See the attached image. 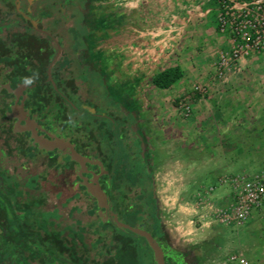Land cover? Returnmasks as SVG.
Masks as SVG:
<instances>
[{"label": "flooded vegetation", "instance_id": "af4514ba", "mask_svg": "<svg viewBox=\"0 0 264 264\" xmlns=\"http://www.w3.org/2000/svg\"><path fill=\"white\" fill-rule=\"evenodd\" d=\"M94 1L0 0V264H142L135 237L123 231L139 234L111 219L123 209L114 198L143 197L145 187L135 181L111 185L108 144L112 122L123 130L134 117L139 144L146 132L138 110L113 104L106 67L113 51L94 42ZM55 140L63 142L48 147ZM70 144L91 160L86 166L73 157ZM83 177H97L106 192V219ZM82 198L99 220L68 223ZM158 207L156 201L152 213L147 204L139 210L130 205L126 211L135 223L128 224L152 233L166 264H194L154 232L151 216H160ZM88 223L98 230H83ZM92 231L98 236L87 241ZM149 263L158 264L154 253Z\"/></svg>", "mask_w": 264, "mask_h": 264}, {"label": "crops", "instance_id": "0c3cea01", "mask_svg": "<svg viewBox=\"0 0 264 264\" xmlns=\"http://www.w3.org/2000/svg\"><path fill=\"white\" fill-rule=\"evenodd\" d=\"M118 1H94V42L113 51L106 64L113 104L119 107L120 103L126 111L138 110L146 132L143 141H148L152 129L155 138L171 145L161 149L174 153L187 168V183L177 195L191 197L176 206V224L163 223L179 251L189 253L185 244L209 233L216 223L201 217L202 212L195 207L196 191L217 174L232 173L243 166L242 170L250 171L252 166L264 164V50L243 58L219 78L215 63L220 50L229 44L217 30V1ZM200 7L203 11L192 14L186 22L192 10ZM120 16L129 22L125 31V22L120 25L115 21ZM135 19L144 22V30L130 24ZM161 21L174 22L178 28L186 22V27L173 32L157 26ZM145 30L148 33L140 34ZM176 65L184 71L176 83L169 88L153 83L155 73ZM198 83H207L209 91L192 97V113L186 117L179 102ZM198 181L206 183L199 187ZM163 191L166 189L159 190ZM215 197L218 203H226L229 188L220 187ZM238 241L250 259L264 263V238L246 243L240 236Z\"/></svg>", "mask_w": 264, "mask_h": 264}, {"label": "rangeland", "instance_id": "374dc122", "mask_svg": "<svg viewBox=\"0 0 264 264\" xmlns=\"http://www.w3.org/2000/svg\"><path fill=\"white\" fill-rule=\"evenodd\" d=\"M125 1L126 0H119L118 2L123 3ZM118 6L122 5L119 4ZM202 11L203 8L200 7L198 9L192 10L190 15H194V13ZM135 20L136 21H132L130 24L139 30H144V22H139L138 19ZM153 24V21H151L150 27H153ZM128 25L129 22L126 19L124 25L122 26V31L127 30L126 28ZM170 25L175 24L171 21H161V23L157 24V26L162 27L163 29H168ZM111 113L114 115L119 114L117 112ZM96 120L100 122L101 118H97ZM133 125H138V122L134 117L129 118L128 122L125 123L123 130H120L119 127L115 128L113 122L111 123V133L113 134L111 135V138L109 137L110 140L108 144V167L114 172L108 177L110 180H112L111 185L118 187V185L121 183H130L131 181L140 182V184H143L145 187V192L142 199L145 201L144 203L149 206L152 213L154 211V201L150 200L149 197L151 194H153L152 190L153 186H155V199L159 206V215L162 223L169 221L172 224H176L174 220V217H176V206H178L180 203H184L191 197L188 195L185 197L177 195V190L184 187L187 183V168L184 164L182 165L180 162H178L177 157L173 155L174 153H171V151L165 152V150L163 151L161 149V146H165L167 148V146L171 145L169 142H162L161 139L155 138L156 135L154 132H152V129L149 133L150 142L142 140L141 144H139L138 138H140V135ZM140 125L145 129V126L142 122ZM101 146L104 147L105 144L103 143ZM156 150L157 154L155 155ZM252 167L253 168L250 170L251 172L264 170V164ZM242 168H237L233 170L232 173L244 171ZM152 174L154 177V183L152 180ZM196 183H198L200 187L202 181H198ZM204 183L206 182H203L202 184ZM161 189H166V191L161 193L159 192ZM84 199L85 198L78 199V212L73 211L70 213L71 216L69 215L70 217H67L68 223L75 218H78V221H82L84 223L89 220H99L95 209L89 211ZM139 199L141 198L137 196H125L124 202L122 203L123 209H127L130 205L135 206V203L142 202V199ZM73 204L74 201L68 202L66 208L67 213H69L71 205ZM118 210L121 221L131 224L135 223L134 220L124 217L121 209ZM93 225L95 229L98 230V224L96 225L89 223L85 224L82 229L86 230L89 227H93ZM123 232L129 236L135 237V251L137 254H139L142 264H151L149 262H151L154 252L148 242L142 236L136 234L134 235L129 230H125ZM97 236L98 234L94 232L92 234H87L86 239L89 241L96 238ZM240 236L241 239H243L246 243L249 239H255L259 242H262V238H264V202L261 210L253 214L247 226L230 229L220 225L219 223H215L209 233H204L195 241L186 243L184 248L190 249V252L188 253L186 251V253L191 254L190 256L194 259L196 264H226L227 255L229 252L236 249L242 250V248H244V246H242L238 241ZM167 237L173 242L168 232Z\"/></svg>", "mask_w": 264, "mask_h": 264}, {"label": "built area", "instance_id": "2783aa9c", "mask_svg": "<svg viewBox=\"0 0 264 264\" xmlns=\"http://www.w3.org/2000/svg\"><path fill=\"white\" fill-rule=\"evenodd\" d=\"M217 3V30L227 38L229 44V48L220 50L215 63L216 76L221 78L243 58L264 50V0H217ZM192 17L189 15L186 22ZM186 22L179 26L181 28L170 25L167 30H182ZM156 32V29L152 31ZM208 91L207 83H198L191 94L181 98L179 107L184 116L192 113V97L195 94L204 96ZM220 187L229 188L230 199L226 203H218L215 199ZM194 198L195 207L202 212V218H209L230 229L242 227L263 205L264 170L219 174L201 186ZM226 264L264 263L250 259L244 250L236 249L228 253Z\"/></svg>", "mask_w": 264, "mask_h": 264}, {"label": "water", "instance_id": "95a60500", "mask_svg": "<svg viewBox=\"0 0 264 264\" xmlns=\"http://www.w3.org/2000/svg\"><path fill=\"white\" fill-rule=\"evenodd\" d=\"M59 140L52 141V143H47L48 147H51L52 144L60 145ZM72 148V155L75 159H77L83 166H86L87 161H91L89 158H86L79 152L77 153L74 149V146L70 144ZM84 178V183L88 187V191L97 199L98 206L100 207L99 214L106 219L107 217L104 215L103 208H110V203L108 202V196L102 186L100 185L97 177L94 178V181H88L87 177ZM114 222L121 228H128L132 230L133 232L145 237L151 246V248L154 251L155 257L158 261V264H166L165 261V252L162 246L159 244V242L156 240V238L152 235L151 232H149L146 228L142 227H134L128 223H125L121 221L118 217V213L113 212L112 213Z\"/></svg>", "mask_w": 264, "mask_h": 264}, {"label": "trees", "instance_id": "16d2710c", "mask_svg": "<svg viewBox=\"0 0 264 264\" xmlns=\"http://www.w3.org/2000/svg\"><path fill=\"white\" fill-rule=\"evenodd\" d=\"M125 18L126 17H124V16H120L115 21L118 24L121 25V24H123L126 21ZM183 75H184V71H183V69L180 66H178V65L170 66V67H167V68L155 73L153 75L152 81L157 87L169 88L174 83H176L179 79H181V77ZM116 198L117 199H115V206L118 207V208H123L122 207V203L124 202L125 197L124 196H120V197H116ZM140 198L142 199V197H140ZM149 198H150V200L154 201V209H155L156 199L152 196V194H151V196ZM144 202L145 201L142 200V202H140V203H135L136 210H139V207L142 208L146 204ZM126 210H127L126 208L122 209V214L127 219H130L131 215ZM151 219L154 222V224L156 225V228H155L154 232L157 233V235H160V236L166 238L167 237V232H166L165 226L161 224L162 221H161L160 216H158L156 214H153L151 216ZM111 220L113 221V219H111ZM115 225L117 226V224H115ZM117 227L119 229H123V228H121L119 226H117ZM126 236H128V235L126 234Z\"/></svg>", "mask_w": 264, "mask_h": 264}]
</instances>
